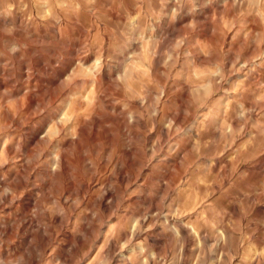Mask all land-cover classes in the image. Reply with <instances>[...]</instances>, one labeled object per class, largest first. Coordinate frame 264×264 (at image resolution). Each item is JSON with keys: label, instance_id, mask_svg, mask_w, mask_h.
<instances>
[{"label": "clouds", "instance_id": "9594fccd", "mask_svg": "<svg viewBox=\"0 0 264 264\" xmlns=\"http://www.w3.org/2000/svg\"><path fill=\"white\" fill-rule=\"evenodd\" d=\"M110 3L115 7L117 3L122 5L123 0H0V8L5 9L0 11V16L7 17L0 26V33L9 38L7 52L10 57H16L29 42L45 48L63 46L65 30L80 31L82 19H90L94 24L106 21V6ZM135 3L138 11L121 14L122 22L114 25L116 31L110 33L106 45L93 50L87 44L82 48L77 42L72 45L70 59L62 57L54 64H46L45 73L52 78L49 87L58 93L68 83L86 77L96 88L103 78L115 90H125L126 95L133 86L137 92L148 95L149 86L156 83L150 75L156 61L157 76L173 78L178 72L185 76L188 86L183 109L185 120L193 117L195 122H200V116L205 115L201 109H207L205 119L218 120L222 105L213 98L223 92L221 99L235 101V107L233 116L219 124V142L228 148L241 134H246L249 145L264 148V83L259 85L260 95L254 107L239 103V98L231 94L243 90V81L226 87L237 71L239 57L229 68L225 60L227 53L220 49L222 37L232 31L264 44V0H135ZM206 8L213 10L217 25L212 35L219 33L221 37L210 43L197 39L205 32ZM14 10L22 14L19 23ZM250 24L260 31H249ZM36 28L41 29L39 36L33 32ZM17 35L28 39L21 42ZM261 57L264 51L256 59ZM134 64L143 66L144 71L132 74L130 69ZM28 73L31 76V69ZM98 94L103 95V89ZM163 95V86H158L156 105ZM27 96L28 92L23 95L0 92V264H180L185 240L182 228L189 229L196 240L198 251L189 258L190 264H233L238 257L243 264H264V246L258 248L251 243L253 237L264 238V211H258L255 219L250 218L256 205L264 204V165L256 170L254 183L245 179L247 172H242L238 179L243 182L232 192L221 188L223 199L219 205L214 201L201 209L195 221L189 213L211 193L209 184V193L193 206L192 194L197 190L196 185L203 182L199 178L185 182L183 188L169 184L155 214L137 210L129 215L124 208L129 193L114 181L107 189L105 184H100L95 199L86 203L75 186L99 174L96 161L89 158L82 168L74 164L72 154L64 152L61 145L60 133L65 131L63 116L52 119L59 115L53 108L55 101L46 95L29 105L26 114ZM179 114L178 110L165 122L170 135L185 131L176 123ZM156 115L154 108L146 106L144 112L128 111L125 119L132 125L137 118L151 122ZM32 117L39 118L36 125L25 128ZM233 119L237 120V127L232 126ZM53 128H59L56 137L50 134ZM252 128L256 129L255 135L248 131ZM156 154L154 151L153 156ZM108 161L111 166V153ZM211 167L210 163L204 167L205 177ZM107 190H115L118 199H105ZM169 192L181 195L166 203ZM184 193L186 200L182 198ZM102 206L110 215L101 211ZM206 210L211 213L210 219L204 215ZM112 216L118 217L116 224L111 223ZM233 216L238 218L232 219ZM185 217L189 219L186 221ZM157 228L160 232L155 231ZM69 231L71 239L59 255L54 254L60 247L58 233ZM201 232L212 240L210 245L202 243ZM261 244L264 245V239ZM157 247H163V252L158 253Z\"/></svg>", "mask_w": 264, "mask_h": 264}, {"label": "rangeland", "instance_id": "374dc122", "mask_svg": "<svg viewBox=\"0 0 264 264\" xmlns=\"http://www.w3.org/2000/svg\"><path fill=\"white\" fill-rule=\"evenodd\" d=\"M106 7V21L94 24L90 19L84 18L80 31L66 29L63 46L45 48L39 43L29 42L28 47L16 57H10L7 52L9 38L0 33V53H2L0 54V92L11 91L13 95H23L24 92H28V96L25 97L26 114L29 105L39 102L46 95L52 97L55 101L53 108L59 113L52 119L63 116L62 127L65 131L60 135L63 137L61 145L64 152L71 153L72 162L81 168L89 158L96 161L99 174L89 176L82 185L75 186L79 194L85 198L86 203L95 199L94 194L100 184H105L107 189V186L114 181L121 189L126 188L129 193L124 205L129 215L137 210L155 214L159 211L160 197L165 195L169 184L174 188L176 185L183 188L185 182L192 183L199 178L203 182L196 185L197 190L192 194L193 206L196 207L205 193H209V184H211V193L207 195L203 204H199L195 211L189 213L190 218L195 221L201 209L213 205L214 201L217 206L219 205L220 200L223 199L219 191L221 188H227L229 192H232L239 183L243 182L238 179L240 173L247 172L248 177L245 179H252L253 183L255 182L256 170L260 165H264V148L249 145V136L246 134H241L228 148L219 142L221 138V133L218 131L219 124L223 123L225 118L233 116L232 110L235 107V101L221 99L224 96L223 92L213 98L214 102L219 101L222 105L218 120L205 119L207 109H201L205 115L200 116V122H195L193 117L185 120L183 109L186 107L188 87L185 76L182 72H178L173 78L157 76L156 61L153 62V68L150 70V75L155 78L156 83L149 86L148 95L137 92L134 86L127 89L126 95L125 90H115L110 82L103 78L99 80L96 88H93L86 77L68 83L58 93L50 88L52 78L45 73L46 64H54L62 57L70 59L72 45L77 42L80 47L83 48L87 44L93 50L100 45H106L110 33L116 31L114 25L122 22L121 14H135L138 11L135 0H123L122 5L117 3L115 7L110 3ZM157 10H159L158 5ZM0 11L5 9L0 8ZM14 15L19 23L22 14L14 10ZM204 16L207 17L204 25L205 32L197 39L204 43H210L213 39L220 40L219 33L212 35V30L217 26L213 10L204 9ZM6 19V16H0V26ZM249 31L255 33L260 29L250 24ZM33 32L39 36L41 29L36 28ZM17 39L24 42L28 38L17 35ZM97 40L100 44H97ZM220 49L227 53L225 60L229 68L237 56L239 57L237 71L230 77V84L226 87L230 88L243 81V90L234 91L231 95L238 97L239 103H243L245 107H254V102H258L257 97L260 95L259 85L264 83V63H262L264 57L260 60L256 59L259 53L264 51V44L245 39L243 34L237 36L235 31H232L222 37ZM88 59L87 56L84 57L85 62ZM180 67L181 65L178 64L177 69ZM28 69H31V76ZM130 71L135 74L144 69L143 66L134 64ZM158 86H163L164 95L156 105L155 90ZM99 89H103V95L98 94ZM141 96L143 99H140ZM146 106H151L157 113L151 122L137 118L132 125H128L125 119L127 112H144ZM178 110L180 114L176 117V123L184 127L185 131L180 134L173 132L170 135L165 122ZM253 116L255 117L254 113ZM38 119L32 117L31 123L25 125V128L34 127ZM231 123L233 127H237V120L233 119ZM248 131L251 135L256 134L254 128ZM58 132L59 128L50 130L53 137H56ZM154 151L157 153L155 156H153ZM110 153L112 154L111 166L108 161ZM209 163L212 165L211 172L205 177L203 170ZM213 180H218L219 183H212ZM129 183L131 187H128ZM149 191L152 195H148ZM167 195L169 201L166 203L181 194L169 192ZM109 198L118 199V193L115 190H107L105 199ZM182 198L186 200L187 193H184ZM25 199L27 200V196ZM230 207L231 204L229 209ZM101 211L106 216L110 215L103 206ZM258 211H264V204H257L251 211L250 218L255 219ZM204 215L206 218H211L210 211L206 210ZM188 219L189 217H185L186 221ZM117 222L118 217L112 216L111 223ZM155 231L160 232V229L157 228ZM181 232L185 240L181 253L183 259L180 264H190L189 258L194 257L198 251L196 240L189 234V229L182 228ZM71 235L70 231L58 233L60 247L54 250V254H60L64 245L71 239ZM199 235L203 238L202 243L206 245L212 243L204 232ZM261 239L264 238L253 237L251 243L258 248L264 246L261 244ZM155 250L161 253L163 247H157ZM205 260H208L207 256ZM233 264H243V262L238 257Z\"/></svg>", "mask_w": 264, "mask_h": 264}]
</instances>
